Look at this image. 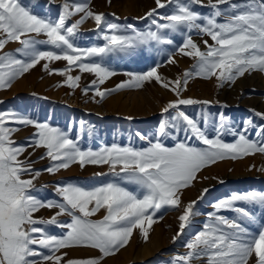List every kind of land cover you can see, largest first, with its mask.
I'll return each mask as SVG.
<instances>
[{
  "label": "snow or ice",
  "instance_id": "1",
  "mask_svg": "<svg viewBox=\"0 0 264 264\" xmlns=\"http://www.w3.org/2000/svg\"><path fill=\"white\" fill-rule=\"evenodd\" d=\"M154 4L139 18L149 22L142 30L132 23L113 22L109 14L95 11L91 0H62L58 5L56 0L45 5L38 0H0V90L10 89L15 80L41 65L49 75L65 77L62 85L71 89L81 80V75H72L74 70L92 74L95 79L83 91L93 90L94 98L153 82L176 97L161 109L167 116L152 137L136 133L146 141L141 147L113 143L83 150L60 127L14 109L0 110V264H102L128 245L134 230L147 240L162 210L181 209L184 190L204 169L224 159L264 154V113L254 111L260 123L249 118L236 125L222 111L215 117L209 112L191 117L181 108L212 103L183 96L192 78H215L223 88L246 74L264 73V0H154ZM111 16L119 19L115 13ZM87 21L94 23L92 31L100 43L82 47L77 41ZM194 35L208 39L198 43ZM11 43L18 47L6 50ZM144 46H171L168 64L178 63L177 55L194 64L175 79L164 77L159 64L127 72V80L101 90L118 74L109 66L112 60ZM55 61H65L66 67L50 68ZM29 126L35 131L17 142L14 134ZM227 135L234 141L225 142ZM41 148L45 151L38 159H48L49 164L35 169L31 157ZM72 165L81 169L106 165L109 171L96 172L93 179H111L92 186L59 183L55 198L40 197L35 182L42 172L55 175ZM208 192L203 189L200 199ZM196 204L193 200L183 205L174 243L197 215ZM212 207L202 229L185 244L186 252L171 264H264V190L234 193ZM41 209L56 211L44 219L36 215ZM102 210L104 214L93 219ZM51 226L63 231L53 234ZM81 248L96 254L70 255Z\"/></svg>",
  "mask_w": 264,
  "mask_h": 264
},
{
  "label": "rangeland",
  "instance_id": "2",
  "mask_svg": "<svg viewBox=\"0 0 264 264\" xmlns=\"http://www.w3.org/2000/svg\"><path fill=\"white\" fill-rule=\"evenodd\" d=\"M40 5H45L47 0H38ZM62 0H56V4ZM91 6L95 11H102L109 14V19L115 23L125 25L132 23L144 30L149 22L139 19L151 8L155 7L154 0H91ZM52 11H57L55 5ZM115 13V19L111 16ZM73 19H76L74 17ZM95 25L92 21L84 23L80 29L81 38L77 43L82 47L92 46L100 43L94 31ZM193 38L200 43L202 39L194 35ZM176 41L181 37L177 35ZM209 43L211 41L209 40ZM18 47L11 43L6 50ZM46 48L47 46H42ZM171 54V46H144L131 56L116 57L109 65L118 74L111 77L101 90L112 89L121 81L127 80V72H143L159 64V72L169 79L181 76L185 70L191 69L194 61L191 58L176 56L178 63L168 64L167 56ZM43 63V62H41ZM66 67L65 61H55L50 64V68L60 69ZM72 75H81L80 86L71 89L62 85L65 77L60 75H49L43 70L41 65H37L24 76L17 80L24 82L23 92H16L13 97L7 95V100L0 105V110L14 109L22 114L29 115L40 122H46L54 127H60L67 131L71 138L77 139L83 150L91 148L99 150L104 146H111L116 143L120 146L141 147L146 145V141H141L136 133H141L152 137L158 129L159 122L167 114L161 115V109L176 97L173 93L160 87L155 82L146 83L140 89H122L112 92L104 99L94 98L93 90L87 94L83 89L95 79L92 74H80L74 70ZM10 89H15L11 87ZM185 98L198 100H208L210 105H187L181 106L189 116L196 117L201 112H209L215 117L219 112H223L229 122L241 125L246 119L252 118L260 123V119L254 116L255 112L264 113V73L253 72L239 78L234 84H226L223 88L217 86L215 78L205 80L202 78H192L189 80L187 91L183 92ZM173 115L175 113L173 112ZM131 117V119H129ZM35 131L32 127H24L14 134L17 142H24ZM212 135L211 132H209ZM225 142H233L231 135L223 137ZM171 144V141H167ZM28 148V152H32ZM44 149H36L31 157L36 161L33 165L35 169H44L48 166L49 160H39L44 154ZM25 153V156L28 154ZM255 166V167H252ZM215 167V168H214ZM264 154L257 153L244 158L224 159L216 164L204 169L198 174V179L193 182V186L184 190L182 205L179 210H162L157 214V223L150 229L149 237L145 240L139 230H134L130 242L118 253L106 258L102 264H171L173 258L186 252L185 244L199 230L207 220V213L214 211L213 204L221 199L230 197L234 193H243L249 190H264ZM109 171L106 165H86L83 169L79 165H72L67 170H61L52 178L56 180V187L59 183H76L86 186L97 185L111 177H98L93 179L96 172ZM50 174L42 172L36 180L39 185L45 186L52 180ZM205 177L207 179H205ZM222 181V182H221ZM53 182V181H52ZM41 186V187H42ZM131 187V186H130ZM39 192L40 197L55 198L53 187H43ZM208 188L209 192L200 199L203 189ZM196 200L197 215L193 218L191 225L185 233L173 242V236L177 233L178 219L184 204ZM55 209H41L36 215L47 219L53 215ZM103 210L93 219H99L103 215ZM162 219H159L160 215ZM226 216H235L234 212L222 213ZM62 220L67 217H60ZM53 234L59 235L63 230L56 226L49 229ZM95 255L87 249H74L72 256Z\"/></svg>",
  "mask_w": 264,
  "mask_h": 264
},
{
  "label": "crops",
  "instance_id": "3",
  "mask_svg": "<svg viewBox=\"0 0 264 264\" xmlns=\"http://www.w3.org/2000/svg\"><path fill=\"white\" fill-rule=\"evenodd\" d=\"M15 48H12L11 50H13ZM22 80H20V81L15 80L13 82L12 87H14L15 89L0 90V101L3 102L5 100H7V98H8V95L7 94L10 91H12L14 93H12L9 97H13L16 92H21L22 93L23 92V88H24V82H22ZM0 105H1V103H0ZM46 174H48V173L46 172ZM48 176H50L52 178L54 175H48ZM55 182H56L55 178L54 179L52 178V180H50V182H48V184L46 185L45 188H47V187H53V189H54L55 188L54 185L56 184ZM35 183H36L37 189H40V190L44 189L42 185H41L42 187L39 185L40 183H38L37 181Z\"/></svg>",
  "mask_w": 264,
  "mask_h": 264
},
{
  "label": "bare ground",
  "instance_id": "4",
  "mask_svg": "<svg viewBox=\"0 0 264 264\" xmlns=\"http://www.w3.org/2000/svg\"><path fill=\"white\" fill-rule=\"evenodd\" d=\"M215 168V167H214Z\"/></svg>",
  "mask_w": 264,
  "mask_h": 264
}]
</instances>
